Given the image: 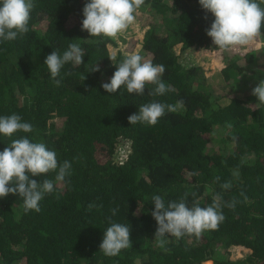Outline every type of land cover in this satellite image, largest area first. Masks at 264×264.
I'll use <instances>...</instances> for the list:
<instances>
[{"label": "trees", "instance_id": "obj_1", "mask_svg": "<svg viewBox=\"0 0 264 264\" xmlns=\"http://www.w3.org/2000/svg\"><path fill=\"white\" fill-rule=\"evenodd\" d=\"M86 2L34 0L29 31L0 42V116L18 114L33 126L31 133L0 135V151L26 136L55 151L59 163H71V174L44 196L39 212L25 213L18 196L0 199V264H264V104L252 95L264 79V45L221 51L206 34L214 17L199 0H144L136 16L147 12L151 22L141 51L165 65L162 80L172 90L109 94L101 85L116 70L109 45L117 43L82 30ZM257 39L264 42V29ZM70 43L84 49V64L66 63L57 85L44 61ZM204 54L222 64L228 89L220 94L200 63ZM115 57L117 63L124 54L118 49ZM95 64L100 70L89 72ZM154 100H183L185 107L154 126L130 125L127 118ZM226 182L231 188H222ZM185 193L189 206L193 199L207 206L215 194L237 203L223 209L218 228L169 237L158 247L152 197L167 204ZM111 222L129 227L132 246L106 257L99 245ZM233 246L248 254L231 259Z\"/></svg>", "mask_w": 264, "mask_h": 264}, {"label": "clouds", "instance_id": "obj_2", "mask_svg": "<svg viewBox=\"0 0 264 264\" xmlns=\"http://www.w3.org/2000/svg\"><path fill=\"white\" fill-rule=\"evenodd\" d=\"M144 0H88L83 7L82 30L90 37L114 38L125 32L135 23L136 12ZM201 7L214 17L206 34L214 46L221 51H233L252 45L264 29V0H199ZM34 0H0V42L17 39L29 31V22L34 8ZM85 51L78 43H70L63 54L52 51L47 55L44 64L51 78L56 79L66 63L74 66L84 64ZM116 67L110 82L103 83L102 88L109 94L122 88L128 94L145 95L148 89L150 96H163L171 91L170 86L163 82L166 71L162 63H153L137 52H129L117 63L115 56L109 57ZM95 64L89 72L99 71ZM86 76L83 77V80ZM151 85V88L148 86ZM252 95L260 104H264V79L252 90ZM184 101L177 100L175 104L159 101L145 103L138 112L127 119L130 125L137 123L154 126L167 113H176L184 108ZM33 126L23 122L18 114L0 116V135L11 138L18 132L31 133ZM71 163L65 160L59 163L56 152L49 150L42 142H34L26 136L12 139L10 144L0 151V199L9 194L23 200V210L40 211V201L46 194H51L57 182H64L71 174ZM54 172L53 179H42L37 182L31 177L45 176ZM197 173H191L196 175ZM219 180V177L216 178ZM222 188H231L226 182ZM188 193L179 201H169L167 204L160 195H154L152 202L154 210L151 215L157 223L154 239L158 247L165 248L169 237L177 240L185 236L199 237L203 231L216 229L225 219L224 208L235 209L237 201L233 198L225 201L220 194L212 197L207 206H200L198 199L188 203ZM196 197V193H191ZM94 205L89 204V209ZM114 216L116 208L111 209ZM130 230L127 225L111 222L103 231L99 250L106 257H114L121 250L132 246ZM234 247V246H233ZM237 247V246H236ZM240 248L248 250L245 247ZM166 250V249H165Z\"/></svg>", "mask_w": 264, "mask_h": 264}, {"label": "rangeland", "instance_id": "obj_3", "mask_svg": "<svg viewBox=\"0 0 264 264\" xmlns=\"http://www.w3.org/2000/svg\"><path fill=\"white\" fill-rule=\"evenodd\" d=\"M147 15V12H143L139 16H136L135 23L132 26H130L125 32L119 34L117 37H114L117 46L109 45V51L112 56H115L119 49L124 55L129 52H137L145 57L144 53L141 51V40L144 31L151 22ZM157 22H159V18L157 19ZM262 45H264V42L257 39L252 45L247 46L246 48L251 47L252 49L257 50ZM200 63L204 65L205 68L210 69L206 71V75L209 77L210 84H213V89L215 90L214 95L220 94L219 92L228 89L226 87L228 81L225 82L220 76L219 72L221 70L222 64L217 58L204 54L200 60ZM229 95L231 94L227 92L226 98ZM246 254H248V250L243 248L241 249L240 246H234L229 249V257L231 259H236Z\"/></svg>", "mask_w": 264, "mask_h": 264}]
</instances>
